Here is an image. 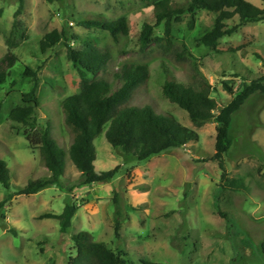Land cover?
Returning <instances> with one entry per match:
<instances>
[{
	"label": "rangeland",
	"instance_id": "rangeland-1",
	"mask_svg": "<svg viewBox=\"0 0 264 264\" xmlns=\"http://www.w3.org/2000/svg\"><path fill=\"white\" fill-rule=\"evenodd\" d=\"M157 0H24L14 17L18 0H0V57L9 50L5 35L13 22L22 23L23 37L10 48L18 61L0 85V157L9 168L10 183H0V264H66L75 254L72 232L88 230L108 247L126 252L128 264L142 260L163 264H264L260 243L264 238V94L254 93L234 114L232 145L225 156V178L212 159L215 120L195 125L186 111L160 92L164 61L179 81L187 82L196 70L213 86L211 96L224 106L232 94L224 83L239 90L245 79L264 76V21L250 22L220 39V52L197 45L195 36L210 28L216 13L197 12L194 28L188 14L175 23L176 49L186 48L184 58L162 56L156 47L139 52L136 40L144 22H154L152 2ZM181 1V0H177ZM264 8L262 0H247ZM100 14L112 20L126 17L129 34L114 43L104 30L86 29L74 21L84 14ZM238 22V17L228 25ZM53 29L71 30L84 37L96 36L100 46H109L112 59L97 75L108 78L123 62H145L151 77L132 95L129 103L169 112L194 129L197 138L144 160L112 147L104 131L94 138L95 166L108 170L119 166L107 182L82 184L80 172L68 159L59 180L33 194L11 195L30 180L48 175L38 150L22 134L10 132L7 117L20 103V94L32 85L23 76L25 66L36 71L39 99L38 122L49 127L53 139L67 146L69 133L63 124L60 102L79 91V73L67 58L63 42L40 49L44 34ZM163 24L154 27L161 35ZM70 45L81 47L71 40ZM237 47H241L237 49ZM179 58V59H178ZM118 83L116 82L115 86ZM231 179H243L241 191L227 190ZM76 203L70 228L59 230L55 218L66 203ZM116 221L119 222L117 226ZM117 228L118 234L115 233Z\"/></svg>",
	"mask_w": 264,
	"mask_h": 264
},
{
	"label": "trees",
	"instance_id": "trees-1",
	"mask_svg": "<svg viewBox=\"0 0 264 264\" xmlns=\"http://www.w3.org/2000/svg\"><path fill=\"white\" fill-rule=\"evenodd\" d=\"M14 12L17 17L23 8V1ZM264 2V0H262ZM154 22H144L138 34L136 45L141 53L147 48L156 47L162 56L173 55L184 58L186 48L177 50L175 45L176 29L174 24L188 14L187 26L194 28L197 12L207 10L216 13L213 25L195 36L197 45H204L220 52V39L235 33L238 28L250 22L264 21V8L247 0H157L152 2ZM238 17V22L228 25V21ZM86 29H100L108 33L116 43L121 37L129 34L126 17L106 19L100 14H84L74 21ZM163 24L161 35L154 34V27ZM23 37L22 23L13 22L12 28L5 35L8 52L0 57V85L10 74V68L18 61L10 48L17 45ZM71 40L80 42L81 47L70 45ZM63 42L67 47V58L79 73V91L65 97L60 102L63 124L69 133L67 146H60L51 136L48 125L38 122L39 99L36 95L38 77L36 71L25 66L22 75L31 77L32 85L28 91L20 94V103L14 106L7 117L10 132L22 134L28 146L38 150L42 164L48 175L30 180L9 195L33 194L45 187L55 184L64 174L66 160H70L80 172L82 184L104 183L110 181L118 172L119 166L108 170H99L95 166L96 148L94 138L104 131L108 143L125 155L138 160L158 155L170 148L181 147L189 140L197 138V132L179 122L169 112H157L149 106L129 103L134 92L151 77L149 65L145 62H123L108 78H89L87 74L97 75L112 59L109 46H100L96 36H80L71 30L53 29L41 38L39 45L42 51ZM241 48V47H240ZM237 47V49H240ZM264 62V58L258 55ZM178 58V59H179ZM163 81L160 85L161 95L168 101L186 111L191 121L200 126L209 120H215L216 134L212 159L221 170L220 178H225V156L228 153L232 138L230 128L234 114L254 93L264 94V76L245 79L239 90L224 83L232 94L230 101L218 106L211 96L213 86L197 70L187 82L179 81L164 61L161 62ZM116 82L118 83L115 86ZM0 183L8 187L10 183L9 168L0 157ZM230 191H241L245 188L243 179H231L226 187ZM79 206L66 203L59 213L45 212L40 218H55L59 230L65 233L71 226L72 218ZM117 226L119 222L116 221ZM115 233L117 232V227ZM75 254L70 255L66 264H128L122 250L111 249L103 241L96 240L88 230L72 232ZM264 256V238L260 243ZM142 264H163L142 260Z\"/></svg>",
	"mask_w": 264,
	"mask_h": 264
}]
</instances>
